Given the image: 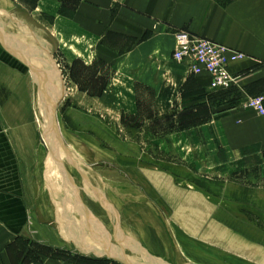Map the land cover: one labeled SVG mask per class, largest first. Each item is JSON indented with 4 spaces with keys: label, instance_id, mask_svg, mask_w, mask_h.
<instances>
[{
    "label": "rangeland",
    "instance_id": "obj_1",
    "mask_svg": "<svg viewBox=\"0 0 264 264\" xmlns=\"http://www.w3.org/2000/svg\"><path fill=\"white\" fill-rule=\"evenodd\" d=\"M118 6V0H0L14 46L30 57L35 56L27 49L31 36L44 41L45 62L59 70L65 88L56 111L62 144L70 145L86 166H74L61 148L56 155L59 171L52 186H46L50 155L34 118L39 95L42 105L37 110L44 123L46 92L17 61L11 64L21 71L14 69V75L0 64L2 114L1 102L12 101L10 168L41 223H33L36 233L18 236L10 247L12 258L23 255L25 264H38L44 257L68 264H112L94 262L69 245L63 250L48 246L41 239L62 245L47 223L73 225L78 208L86 213L85 226L91 230L81 229L90 238L104 236L92 217L108 226L118 242V224L122 231L129 229L133 247L139 243L134 250L168 264H237L218 252L215 225L228 220L229 210L238 222L259 225L264 218V116L245 108L249 99H264V86L244 88V71L232 75L228 70V90L203 88L191 77L200 75L174 61V52L169 54L175 36L171 43L163 35L145 43L150 33L118 34L112 24ZM181 34L192 37L176 35ZM94 187L103 193L92 191ZM103 198L110 208L103 206ZM167 219L190 260L181 256Z\"/></svg>",
    "mask_w": 264,
    "mask_h": 264
},
{
    "label": "crops",
    "instance_id": "obj_2",
    "mask_svg": "<svg viewBox=\"0 0 264 264\" xmlns=\"http://www.w3.org/2000/svg\"><path fill=\"white\" fill-rule=\"evenodd\" d=\"M118 4L116 21L115 23L112 22V24H115V30L118 34L141 37L145 33H150L151 37L145 43H150L156 36L160 35H163L167 42L171 43L175 36V45L178 36L176 34L179 32H186L190 35L205 38L245 55L246 59L230 63L228 68L232 75H237L244 71L242 82L244 88L256 85L264 86V0H118ZM0 11H2L0 12V32L6 40H9L11 35L7 32V28L11 26V22L2 8H0ZM7 42L24 58L39 64L41 68L38 70H41L43 75L47 73L49 64L45 62L43 56L42 43L44 41L42 39L34 35L31 36V44L27 49L35 56H30V58L23 48L16 47L17 45L14 46L10 41ZM171 52L173 51H170L169 54ZM13 60L20 63L24 68L25 65L22 62L1 47L0 64L8 71H11L12 74L14 69L20 70V68H16V66L11 64ZM25 67L28 68L27 66ZM191 77L199 81L203 88L211 91L206 76ZM35 79L36 83H38V79L36 77ZM1 103L5 107L4 113L0 112L2 115L1 121L4 122L2 127L0 124V264H25L23 255L20 259L14 260L12 258L10 247L15 245L19 235H28L29 232H35L33 223H38V225H41V223L38 220L36 221V217L32 214V211L30 212L26 204V189L23 188L21 180L16 179V175L10 168L13 165L11 153L14 144L11 131L12 124L10 123L12 120L10 115L13 113L12 101L9 104H6L5 100L4 103ZM39 104L38 95V103L35 104L36 107L34 108V118L38 126L39 135H41L42 118L40 112H38ZM239 115L237 114V117ZM261 124L260 147L263 153L264 120ZM246 127H249V124ZM251 142L245 141L248 144ZM90 218L107 235L106 239L98 238L97 240L96 238H90V235L85 232L86 230H82L78 225L79 223L77 224L75 220V222L71 220L73 225L61 227L56 224L57 221L47 223L49 226L53 225V232L59 237L62 245L56 244L47 237L41 236V239L48 246L62 250L63 248L61 247L65 246L64 248H67L66 245H69L74 248L75 252L89 257L94 262L109 261L112 264H121L107 255L111 250L108 243L115 248L118 240L115 239L114 235L112 236V232L107 226L100 224L92 217ZM218 222L219 224L215 225V234L219 238V248L221 249L217 248L219 253L224 252L237 264H264V218L259 220V225L257 224L258 222L253 223V221L251 223L238 222L236 218H233V211L229 210L228 220ZM167 223L173 230V238L177 244L175 227L168 219ZM64 235L68 240L75 241L82 248L85 247L84 249H87L90 255H83L82 250L77 247L78 245L66 241ZM123 238L130 245V241L126 239L124 232ZM138 244L136 242L134 247L130 245L132 250L128 249L129 254H139V252L134 250ZM177 247L181 256L186 261L190 260L182 249L179 240ZM115 250L117 251V249ZM149 256L152 257V255ZM38 264L68 263L60 259L44 257Z\"/></svg>",
    "mask_w": 264,
    "mask_h": 264
},
{
    "label": "water",
    "instance_id": "obj_3",
    "mask_svg": "<svg viewBox=\"0 0 264 264\" xmlns=\"http://www.w3.org/2000/svg\"><path fill=\"white\" fill-rule=\"evenodd\" d=\"M0 46L8 53H10L12 56H14L17 60L22 62L25 66L29 68L31 72L34 73L35 77L38 79V84L46 92L45 101L47 103L46 106L47 116H46V121L44 122V128H42V134L46 135V133L50 131L51 132L50 137L54 140L53 142H51V144H49L48 154L51 156L52 160L55 161L56 155H58V153L62 151L61 150L62 148L65 150L63 152L69 157V160L72 161V164L76 166L75 163L76 159L68 151V149L65 148L64 145L62 144V139L60 137L58 127L56 124V110L65 95V88L59 70H57L58 71L57 81L53 84L52 80L46 76V73L43 75L41 73V70H38L41 68L39 64L34 63L33 60L24 58L22 55L16 52L11 46H9L7 40L2 35L1 32H0ZM50 55L51 52L48 51V56ZM45 86H47V88H45ZM101 200L103 202V206H105L106 208H110V205L104 198ZM116 234L117 237L119 238V242H118L119 244L117 243V247L114 248L112 245L108 243L111 250L110 253L107 255L111 259L116 260L121 264H161V263L168 264L163 260L155 259L153 257H150L149 255H146L142 250H135L139 252L140 255L129 254L130 252L128 249L132 250V247H130V245L127 244L126 241H124L123 232L120 224H118L117 226ZM115 249H117V251Z\"/></svg>",
    "mask_w": 264,
    "mask_h": 264
},
{
    "label": "built area",
    "instance_id": "obj_4",
    "mask_svg": "<svg viewBox=\"0 0 264 264\" xmlns=\"http://www.w3.org/2000/svg\"><path fill=\"white\" fill-rule=\"evenodd\" d=\"M244 58L239 52L187 34L177 37V48L173 54L174 61L184 64L193 75L207 74L210 78L209 88L213 91H226L232 86L228 65ZM263 103L262 97L249 99L245 108L254 109L264 116Z\"/></svg>",
    "mask_w": 264,
    "mask_h": 264
},
{
    "label": "bare ground",
    "instance_id": "obj_5",
    "mask_svg": "<svg viewBox=\"0 0 264 264\" xmlns=\"http://www.w3.org/2000/svg\"><path fill=\"white\" fill-rule=\"evenodd\" d=\"M179 36V35H178ZM177 36V37H178ZM197 37V38H200L199 36H195V35H192V37ZM201 39H205V38H202L201 37ZM205 40H207V39H205ZM7 41H10V40H7ZM207 41H210V40H207ZM210 42H213V41H210ZM213 43H215V42H213ZM216 44H218V43H216ZM220 45V44H219ZM221 46H223V45H221ZM225 47V46H224ZM176 48H177V39H176V45H175V48H174V50H173V52L176 50ZM227 48V47H226ZM31 49V48H30ZM229 49V48H228ZM231 50V49H230ZM232 51H234V50H232ZM172 52V53H173ZM235 52H237V51H235ZM25 54V53H24ZM245 57V56H244ZM30 58V57H29ZM244 59H246V57L244 58ZM244 59H242V60H237V61H234V62H240V61H243ZM234 62H230V63H234ZM57 63V62H56ZM179 63V62H178ZM229 63V64H230ZM180 64H182V63H180ZM183 66H185L184 64H182ZM186 67V66H185ZM187 68V67H186ZM228 68H229V65H228ZM228 68H227V70H228ZM188 69V68H187ZM48 71H47V73H46V76L49 78V79H51L52 80V82H53V84L57 81V73H58V71H57V69L54 67L53 69H52V65H50L49 64V69H47ZM52 70H53V75H52ZM192 74V73H191ZM201 75H204V76H206L207 77V80H209L210 78H209V76L207 75V74H201ZM63 79V78H62ZM45 88H47V86H45ZM43 91H45L44 89H43ZM40 93H42V92H40ZM62 102V101H61ZM39 103L41 104V97H39ZM39 104V105H40ZM246 104V103H245ZM42 105V104H41ZM60 105V104H59ZM59 107V106H58ZM58 109V108H57ZM57 111V110H56ZM251 111H253V112H255L258 116H261V115H259V113L257 112V111H255L254 109H252ZM47 116V115H46ZM46 121V117H45V120H44V122ZM41 123H42V127H41V130H42V128H44V123H43V121H41ZM56 124H57V122H56ZM57 127H58V124H57ZM58 131H59V134H60V137H61V139H62V141L64 140L63 139V137L61 136V133H60V130H59V127H58ZM41 132V138L40 139H42V145H43V147H44V149H47V151H48V147H49V144H51V137H50V134H51V132L49 131V132H47L46 133V135H43L42 134V131H40ZM65 142V141H64ZM70 146V145H69ZM67 144H66V142H65V147L68 149V151L74 156V158L76 159V162L75 163H79L80 164V167L81 166H83V167H86V166H84V163L80 160V158H79V156L78 155H76L75 154V152L71 149L72 147H69ZM56 160H57V158H56ZM56 160L54 161V160H52V158H51V156H49V159H48V162H49V164H48V179H46V186H48V188L50 187V186H52V184H53V182H54V177H53V174L54 173H56V171H57V165H58V162H56ZM83 167H81V168H83ZM59 171V170H58ZM57 171V172H58ZM45 176H46V170H44V180H45ZM47 177V176H46ZM96 187H94L93 188V190L92 191H95V192H97V193H101V190H99V189H97ZM103 193V192H102ZM101 193V194H102ZM104 193L105 194H107L108 192H105L104 191ZM82 203V202H81ZM74 218H75V221H76V223L82 228V226H83V228H86L87 229V231L89 230L88 228H87V226H85V223L87 222V216H86V213H84V212H82L81 210H78V208L76 209V212H75V216H74ZM85 218V219H84ZM85 220H86V222H85ZM83 224V225H82ZM128 226V225H127ZM108 227V226H107ZM79 228V227H78ZM170 228V227H169ZM171 229V228H170ZM79 230V229H78ZM91 230V229H90ZM89 230V231H90ZM88 231V232H89ZM123 232H124V235H125V237H126V239L128 240V241H130V245L131 246H133V232L132 231H130L129 229H124L123 230ZM171 232H172V234H173V231H172V229H171ZM104 235V236H103ZM103 238L104 239H106L107 238V235L106 234H104V232H103ZM111 235V234H110ZM71 236V235H70ZM75 236V235H74ZM74 238H76V237H74ZM69 239H71L70 237H69ZM100 239V238H99ZM77 240V239H76ZM98 240V239H97ZM125 240V239H124ZM79 242V241H78ZM128 244V243H127ZM87 247V246H86ZM90 247V246H89ZM85 248V247H84ZM88 251V250H87Z\"/></svg>",
    "mask_w": 264,
    "mask_h": 264
}]
</instances>
